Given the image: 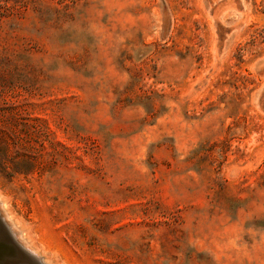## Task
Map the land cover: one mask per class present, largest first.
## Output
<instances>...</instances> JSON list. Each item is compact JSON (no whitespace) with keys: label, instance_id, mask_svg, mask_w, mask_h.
<instances>
[{"label":"rangeland","instance_id":"1","mask_svg":"<svg viewBox=\"0 0 264 264\" xmlns=\"http://www.w3.org/2000/svg\"><path fill=\"white\" fill-rule=\"evenodd\" d=\"M0 199L47 264H264V0H0Z\"/></svg>","mask_w":264,"mask_h":264},{"label":"water","instance_id":"2","mask_svg":"<svg viewBox=\"0 0 264 264\" xmlns=\"http://www.w3.org/2000/svg\"><path fill=\"white\" fill-rule=\"evenodd\" d=\"M0 264H44L22 247L0 216Z\"/></svg>","mask_w":264,"mask_h":264},{"label":"bare ground","instance_id":"3","mask_svg":"<svg viewBox=\"0 0 264 264\" xmlns=\"http://www.w3.org/2000/svg\"><path fill=\"white\" fill-rule=\"evenodd\" d=\"M0 216L2 220L6 223L10 231L12 232V235L16 239V241L19 242V244L24 247L26 250H28L30 253L34 254L37 258H40L44 264H47L44 260V257L38 252L33 246L30 244V242L27 240V238L24 235V230L18 227L14 219L11 218L10 214L6 210L4 206V202L0 199Z\"/></svg>","mask_w":264,"mask_h":264}]
</instances>
